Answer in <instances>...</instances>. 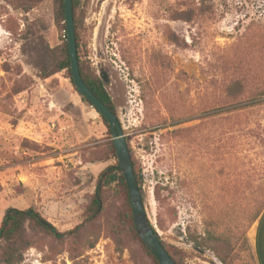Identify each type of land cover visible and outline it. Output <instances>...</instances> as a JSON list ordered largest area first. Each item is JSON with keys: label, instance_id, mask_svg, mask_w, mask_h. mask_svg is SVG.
I'll use <instances>...</instances> for the list:
<instances>
[{"label": "rangeland", "instance_id": "obj_1", "mask_svg": "<svg viewBox=\"0 0 264 264\" xmlns=\"http://www.w3.org/2000/svg\"><path fill=\"white\" fill-rule=\"evenodd\" d=\"M79 27L83 61L108 74L161 241L183 264H257L264 0H83ZM64 34L55 0H0V226L8 209L33 207L73 232L60 242L31 230L22 264H154L134 236L116 232L115 185L83 223L116 160L67 71L51 73L44 46H62Z\"/></svg>", "mask_w": 264, "mask_h": 264}, {"label": "trees", "instance_id": "obj_2", "mask_svg": "<svg viewBox=\"0 0 264 264\" xmlns=\"http://www.w3.org/2000/svg\"><path fill=\"white\" fill-rule=\"evenodd\" d=\"M29 3H39L42 0H26ZM83 0H73V14H74V24L76 32V41L78 49V59H79V69L81 76L90 89V91L98 97V99L103 102L116 116V109L111 100V97L106 91V85L102 79H100L94 70L91 69L87 62H84L81 56V38H80V27H79V11L81 9V3ZM55 16L58 26L64 31V40L62 46L50 49L48 46H44L45 53L49 56L51 62V73H59L62 71H67L71 83L74 86L72 75L70 71V61H69V51L66 39V26H65V14H64V0H55ZM189 21V20H185ZM81 97V96H80ZM82 101L91 106V104L83 97ZM92 107V106H91ZM100 116V115H99ZM103 124L105 125L109 136L112 137L110 127L106 120L100 116ZM128 143V142H127ZM129 150L132 156V161L134 164V171L136 179L139 185L140 192L143 195V189L141 184V179L137 172L136 162L133 157L131 147L128 143ZM110 155L116 160V164L104 170L97 181L95 193L89 198L88 205L85 208L83 215V223L94 222L100 214L105 210L106 207V195L108 190L115 185L118 188L122 206L118 210V226L116 232H129L134 238L141 244L149 257L153 260L154 264H160L155 257L151 254L145 244L139 238L137 231L133 222V213L130 204V197L127 189V184L125 178L119 169L116 152L114 148L113 141L110 143ZM144 198V197H143ZM264 207V205H263ZM261 214V210L256 213L253 217V223H255ZM81 227V226H80ZM78 227L77 230L80 228ZM32 231L39 232L43 235H47L56 241H64L73 232L62 233L60 232L55 224L50 220L42 216L35 208L30 207L26 210H20L17 208H10L6 211L4 218L0 226V264H22L24 262L25 252L31 248L32 243L29 239V233ZM115 231V230H114ZM154 232H157L154 229ZM117 237H121L118 235ZM162 245L170 256L178 263L183 264L182 261L166 246V244L161 241ZM118 251L122 252L123 248L121 242L117 243ZM205 247L204 242H199L196 244V249L203 250Z\"/></svg>", "mask_w": 264, "mask_h": 264}, {"label": "water", "instance_id": "obj_3", "mask_svg": "<svg viewBox=\"0 0 264 264\" xmlns=\"http://www.w3.org/2000/svg\"><path fill=\"white\" fill-rule=\"evenodd\" d=\"M73 11V0H64L66 39L69 51L70 71L74 86L78 94L91 104L110 127L118 166L127 184L133 222L139 238L160 264H178L162 245L158 232H154L155 227L148 218L144 198L136 179L127 139L123 133L118 117L90 91L81 76ZM101 78L105 84L109 83V77L106 72H102Z\"/></svg>", "mask_w": 264, "mask_h": 264}, {"label": "crops", "instance_id": "obj_4", "mask_svg": "<svg viewBox=\"0 0 264 264\" xmlns=\"http://www.w3.org/2000/svg\"><path fill=\"white\" fill-rule=\"evenodd\" d=\"M253 245L257 264H264V212L254 227Z\"/></svg>", "mask_w": 264, "mask_h": 264}]
</instances>
